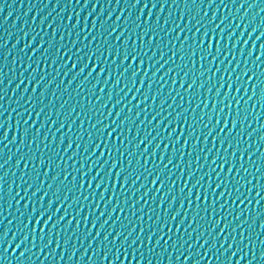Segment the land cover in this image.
I'll return each instance as SVG.
<instances>
[{
    "label": "water",
    "instance_id": "water-1",
    "mask_svg": "<svg viewBox=\"0 0 264 264\" xmlns=\"http://www.w3.org/2000/svg\"><path fill=\"white\" fill-rule=\"evenodd\" d=\"M0 264H264V0H0Z\"/></svg>",
    "mask_w": 264,
    "mask_h": 264
},
{
    "label": "snow or ice",
    "instance_id": "snow-or-ice-1",
    "mask_svg": "<svg viewBox=\"0 0 264 264\" xmlns=\"http://www.w3.org/2000/svg\"><path fill=\"white\" fill-rule=\"evenodd\" d=\"M39 215V214H38Z\"/></svg>",
    "mask_w": 264,
    "mask_h": 264
}]
</instances>
